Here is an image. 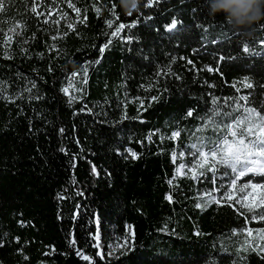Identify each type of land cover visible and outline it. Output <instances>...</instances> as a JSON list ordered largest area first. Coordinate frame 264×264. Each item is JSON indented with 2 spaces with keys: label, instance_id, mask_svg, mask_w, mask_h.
Listing matches in <instances>:
<instances>
[{
  "label": "trees",
  "instance_id": "obj_1",
  "mask_svg": "<svg viewBox=\"0 0 264 264\" xmlns=\"http://www.w3.org/2000/svg\"><path fill=\"white\" fill-rule=\"evenodd\" d=\"M42 2L0 3V264H64L70 248L94 264H264V207L229 198L264 175L186 170L264 116V20L249 35L204 0L131 16L119 0ZM9 24L23 39L5 42Z\"/></svg>",
  "mask_w": 264,
  "mask_h": 264
},
{
  "label": "snow or ice",
  "instance_id": "obj_2",
  "mask_svg": "<svg viewBox=\"0 0 264 264\" xmlns=\"http://www.w3.org/2000/svg\"><path fill=\"white\" fill-rule=\"evenodd\" d=\"M2 3V0H0ZM153 0H146L145 7H151ZM138 10V9H137ZM129 16L132 13L128 14ZM117 19L119 17L117 16ZM112 26V23L109 22V27ZM173 27L175 22H173ZM126 27L123 23L118 24L115 31L112 35H116L121 29ZM101 52L104 51V48L100 49ZM247 51V49H245ZM254 111V110H249ZM188 115H191L189 113ZM255 116L258 118L256 124H252L253 117H246L249 126L244 127V120H237L233 122L232 125L228 126V132L223 138L222 142L219 143L210 153H199L200 156L204 157L205 160L211 157L214 163H219L225 167H230L231 170L237 173V179L241 176L247 175L249 173L264 175V126H261L260 122H264V116H261L260 113H255ZM179 135V133H177ZM135 153H132V156L135 157ZM259 156L261 159H256ZM236 179L232 181V185L235 186ZM247 187V185H245ZM251 187L264 189V184H252ZM230 198V197H229ZM264 207V201L258 205H247V207ZM255 219V217H253ZM261 220H264V215L259 217ZM72 245L75 244V241H70ZM128 241L125 240L120 247H126ZM99 248V245H97ZM97 256L103 258L104 252L102 250L97 252ZM84 260H90V264H94V261H91V258L88 256H82Z\"/></svg>",
  "mask_w": 264,
  "mask_h": 264
},
{
  "label": "rangeland",
  "instance_id": "obj_3",
  "mask_svg": "<svg viewBox=\"0 0 264 264\" xmlns=\"http://www.w3.org/2000/svg\"><path fill=\"white\" fill-rule=\"evenodd\" d=\"M38 2L37 5V14L38 15H45L47 13V10L44 9L43 0H36ZM59 11L50 10L48 9V15L47 16H56L59 17L58 13ZM4 37L5 42L7 44H11L13 41H17L20 39H23L22 34V28L19 24H9V26L4 30ZM76 86V81L72 79L70 81V84L68 86L69 90H74ZM264 135V134H262ZM130 154V153H129ZM132 156V153L130 154ZM192 161L190 164L186 167V170L190 174H197L198 170L203 169L206 166H215L220 165L219 163H214L209 156L207 160H205L202 156H191ZM257 159H261V157L257 156ZM252 184H248L247 187L245 185L242 186H231L229 193L230 198L236 199V202L238 205H240L244 209H257L260 207L253 206L252 208L247 207V205H258L261 204L262 201H264V189L261 188H255L253 189L251 187ZM213 198V196L208 197ZM257 221V220H255ZM251 233V232H250ZM251 238L260 245L261 252H264V230H256L251 233ZM127 247V246H126ZM126 247H120V245L116 246L113 251L117 252V255H119L121 252H124L126 250ZM84 263V262H83Z\"/></svg>",
  "mask_w": 264,
  "mask_h": 264
},
{
  "label": "clouds",
  "instance_id": "obj_4",
  "mask_svg": "<svg viewBox=\"0 0 264 264\" xmlns=\"http://www.w3.org/2000/svg\"><path fill=\"white\" fill-rule=\"evenodd\" d=\"M125 14L136 11L140 0H119ZM208 16L223 15L227 23L238 31L251 34V29L264 20V0H204Z\"/></svg>",
  "mask_w": 264,
  "mask_h": 264
},
{
  "label": "water",
  "instance_id": "obj_5",
  "mask_svg": "<svg viewBox=\"0 0 264 264\" xmlns=\"http://www.w3.org/2000/svg\"><path fill=\"white\" fill-rule=\"evenodd\" d=\"M84 262V263H83ZM64 264H90V262L77 257V251L69 249V255Z\"/></svg>",
  "mask_w": 264,
  "mask_h": 264
}]
</instances>
